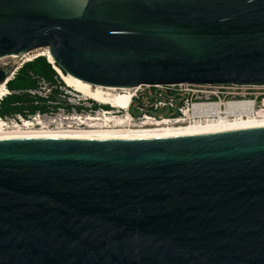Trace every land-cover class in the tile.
<instances>
[{
	"label": "water",
	"instance_id": "1",
	"mask_svg": "<svg viewBox=\"0 0 264 264\" xmlns=\"http://www.w3.org/2000/svg\"><path fill=\"white\" fill-rule=\"evenodd\" d=\"M39 48L92 85L264 86V0H0V83ZM0 264H264V126L0 140Z\"/></svg>",
	"mask_w": 264,
	"mask_h": 264
},
{
	"label": "bare ground",
	"instance_id": "2",
	"mask_svg": "<svg viewBox=\"0 0 264 264\" xmlns=\"http://www.w3.org/2000/svg\"><path fill=\"white\" fill-rule=\"evenodd\" d=\"M35 53L46 56L54 69L59 73L68 87L84 93L98 102L125 112L118 116L109 112L102 117H88L81 120V129L73 125H64L62 118L56 121H44L42 118L23 119V123L15 122L8 127L0 120V140L29 138H127V137H170L194 134H206L225 130H235L264 126V109L257 110L253 100L210 101L196 103L186 112V117L176 121L145 122L133 125L130 114L124 111L129 107L137 87H111L92 85L71 74H66L56 65L48 48H39L29 53L19 55L16 60H24ZM17 55L10 56L15 59ZM29 60V59H28ZM13 67L15 64H12ZM17 69L13 70L8 79L0 83V102L10 89L8 81L14 78ZM74 123L72 120H68ZM51 125H56L52 128Z\"/></svg>",
	"mask_w": 264,
	"mask_h": 264
},
{
	"label": "rangeland",
	"instance_id": "3",
	"mask_svg": "<svg viewBox=\"0 0 264 264\" xmlns=\"http://www.w3.org/2000/svg\"><path fill=\"white\" fill-rule=\"evenodd\" d=\"M46 56L40 55V53H35L34 55L25 58L23 61L21 60H15L13 64L14 69H17V73H20V75L28 76L33 81L32 86L25 88L23 86L24 81L21 79L15 80L17 74L15 75L14 82H11L13 89H10V93L19 94L22 93V90L27 92L29 94V99L31 100L35 95L31 93H37L40 90L41 85H50L55 84L58 85L62 83L63 86L68 87L67 84L64 82V80L60 77L59 73L53 68V65L48 62V59L45 58ZM38 58H44L48 64H50L51 67H47L42 64H33V61L37 60ZM29 59V60H28ZM13 61V58L9 57H3L0 58V67H5L9 64H11ZM13 69V70H14ZM27 84V83H26ZM8 85V84H7ZM52 86V85H51ZM23 87V88H22ZM70 88V87H69ZM146 87H142L139 89H135L133 93L141 94L142 89ZM197 90H199L198 94L203 96V100H206V98H210L211 101H230V100H253L256 102V108L257 110H260V106L262 105V100L264 99V86H237V85H204L195 87ZM72 90V89H71ZM148 93L154 92L152 89H146ZM60 92V91H59ZM72 94L69 95L70 98L75 102L74 104L70 103L69 98L63 96V93H57V97H60V99H56L53 101H49L48 99L44 97H40L41 99H36L34 101L35 106H40V108H43V110H36L34 112H29L28 110H25L23 112H16L13 114H7L6 116L14 117L16 114H22L25 118H29L30 115H35L37 113H40L41 115L50 116L45 118V122L50 119L52 121H56L57 123L59 120L63 118L62 114V108L66 107L72 112L76 113H82V114H88L91 113L93 116H99L102 117V114L97 115L96 113L98 111L107 110L113 113L114 115H125V112L119 111L117 108H114L109 105H104L97 100H94L87 95H85L82 92L72 90ZM215 92V93H214ZM9 94V93H8ZM38 94V93H37ZM141 96V95H140ZM139 104H143L144 107H146L147 110H151V106L148 105L146 102H138ZM137 103V105H139ZM20 106H23L24 108L27 107V103L22 102L19 104ZM45 111V112H44ZM134 112V110H133ZM137 112V111H136ZM160 113L164 115H168L169 113L167 110L161 109L159 111ZM27 114V115H26ZM68 114V113H66ZM140 115V112H138ZM137 114V115H138ZM65 127L67 125H73L74 129H81L84 126H79L75 123H71L70 121L65 120L64 121ZM52 128L55 127V125H51Z\"/></svg>",
	"mask_w": 264,
	"mask_h": 264
},
{
	"label": "built area",
	"instance_id": "4",
	"mask_svg": "<svg viewBox=\"0 0 264 264\" xmlns=\"http://www.w3.org/2000/svg\"><path fill=\"white\" fill-rule=\"evenodd\" d=\"M199 86H204V85L192 84V83L140 85L136 89L142 87H146V88L142 89L141 94L135 93L132 101L129 104V107L124 111H127V113L130 114L129 118L133 125H141L147 121L151 123L162 122L167 120L176 121L177 119L186 117V112L191 110L194 104L211 101L209 97L206 98V100H203V96L198 94L199 90H197L195 87H199ZM57 87L60 89L61 93H63V96L69 98L71 104L75 103L69 96L73 93L71 88L62 85H59ZM152 88L154 92L149 94L146 89H152ZM138 102H146L148 105L151 106V110H147L146 107L143 106V104L141 103L139 104ZM137 103L139 105H137ZM259 108L264 109V99L262 100V105ZM161 109H163L164 111L167 110L169 114L164 115L160 113L159 111ZM132 110H134V112H132ZM109 112L110 111L102 110V111H98L96 114L105 115L106 113ZM138 112H140V115L138 114ZM44 114L41 115L40 113H37L35 115H30L29 118H25L22 114H16L14 117L0 115V120H2L3 124H5V126L8 127L10 125L15 124V122L23 123L22 121L23 119L32 120L36 118H42L45 121L46 120L45 118L50 116H46ZM62 114L64 120L67 121L72 120L75 124L79 126H81L80 124L81 120L84 121L88 117H95L91 113L85 115L76 112L70 113V111L66 107L62 108Z\"/></svg>",
	"mask_w": 264,
	"mask_h": 264
},
{
	"label": "trees",
	"instance_id": "5",
	"mask_svg": "<svg viewBox=\"0 0 264 264\" xmlns=\"http://www.w3.org/2000/svg\"><path fill=\"white\" fill-rule=\"evenodd\" d=\"M34 63L35 64H38V63L42 64V65L46 66V68L51 67L50 64H48L44 58H38L37 60L33 61V64ZM16 74L18 77L15 78V76H14L15 80H17V79L23 80L25 83V84H23V86H25V88L28 89V87L32 86L33 81L31 80V78H29L28 76L26 77L24 75H20V73H17V72H16ZM14 78L11 79L10 81H8V83H7L8 84L7 86H9L13 90H15V89L13 88L11 82H14ZM59 85H62V83ZM57 86L58 85H55V84H50V85H45V86L41 85L39 92H37L38 94L37 93H31V94L35 95L31 100L29 99V94H27V92H25L23 90H22V93H19L18 95L14 94V93H9L0 102V115L6 116L7 114H13L16 112H23L25 110H28L29 112H34L36 110H43V108H40V106H35L33 104L34 101H36V99H38V98L41 99L40 97H44V98L48 99L49 101L60 99V97H57V93L60 94L61 91ZM37 95H39L40 97ZM22 102L27 103L26 108L19 105ZM132 112H133V110H132Z\"/></svg>",
	"mask_w": 264,
	"mask_h": 264
}]
</instances>
